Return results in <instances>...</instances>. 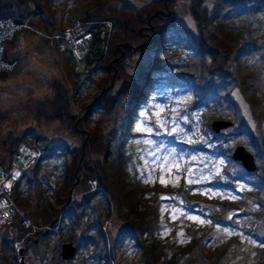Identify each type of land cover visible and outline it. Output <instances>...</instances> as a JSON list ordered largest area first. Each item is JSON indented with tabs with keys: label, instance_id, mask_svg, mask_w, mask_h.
<instances>
[{
	"label": "rangeland",
	"instance_id": "obj_1",
	"mask_svg": "<svg viewBox=\"0 0 264 264\" xmlns=\"http://www.w3.org/2000/svg\"><path fill=\"white\" fill-rule=\"evenodd\" d=\"M106 1L110 0H38L43 11L27 17L9 56L20 70L0 80V90L29 85L40 95L45 92L44 79L57 78L69 88L72 109L80 112L96 94L95 80L102 73H93L77 86L72 85L73 73L82 75L99 56L105 30L103 25L83 23L80 16ZM235 1L224 15V27L220 25L239 43L230 76L202 78L199 59L186 42L190 36L171 32L168 37L174 40L164 42L163 51L154 55L166 63L165 72H152L151 82L141 83L138 99H121L116 113L110 115L87 112L88 125L98 123L109 134V158L119 150L125 160L129 195L122 201L123 208L106 194L95 193L89 207L79 206L78 217L61 212L56 195L63 186L68 149L78 143V137L51 121L41 126L40 141L26 139L32 146L45 144L52 149L51 156L40 161L35 180L28 184L22 180L16 189L26 203L25 208L18 206L34 225L27 228L31 232L23 248L24 264H264V0ZM186 2H179L176 22L192 33ZM73 45L83 49L76 57L70 54ZM152 53V49L145 51L127 62L139 82ZM12 68L7 71L13 73ZM234 86L249 104L253 131L230 94ZM14 96L17 101L23 95ZM8 103L1 101L0 106ZM126 108L130 111L123 120ZM213 119L233 124L214 132ZM236 145L252 154L253 171L232 159ZM89 184L92 187L94 181ZM74 191L77 198L79 193ZM161 194L168 197L160 198ZM128 203L145 211L149 227L141 224L136 230L128 223L122 212ZM234 208L241 212L227 219L226 213ZM44 209L59 212L49 232L40 216ZM6 230L0 228V264H18L15 245L22 240L2 242L10 238ZM63 242L74 246L69 259L60 257Z\"/></svg>",
	"mask_w": 264,
	"mask_h": 264
},
{
	"label": "trees",
	"instance_id": "obj_2",
	"mask_svg": "<svg viewBox=\"0 0 264 264\" xmlns=\"http://www.w3.org/2000/svg\"><path fill=\"white\" fill-rule=\"evenodd\" d=\"M234 1L187 0L185 10L193 23L192 33L176 22L178 4L182 0H147L141 3L134 0H110L98 2L83 11L80 16L83 23L89 21L95 27L98 25L105 27L101 34L103 49L97 58L89 62L90 68L82 75L73 73L72 85L77 86L83 79L100 72L101 76L95 80L96 94L90 102L82 106L80 112H77L71 107L67 93L69 88L57 78H45V92L40 95H35L29 85H13L7 90H0V102H9L6 107L0 106V168H8L18 146L27 138L33 141L42 139L40 131L42 125L57 121L72 135L78 137V143L68 149L70 159L65 165L63 186L56 195V199L61 203L60 211L66 210L68 215L78 217L79 206L85 204L89 207L90 198L95 193L106 194L117 203L119 209L123 208L122 201L129 195L123 167L125 160L119 150H116V156L109 158V134L105 133L98 123L90 127L87 123V112L95 110L100 116L110 115L116 113L121 99L125 98L128 102L138 99L141 83H150L152 72H165L163 67L166 63L154 55L163 51L164 42L174 40L168 37L171 32L190 36L186 42L188 48L199 59L198 73L202 78L206 77L209 81L230 76L233 73L234 57L239 51V43L222 27L224 15L230 3ZM235 2L237 3V0ZM42 8L38 0H0V18L11 17L15 21L26 23L31 15L43 11ZM21 30L15 32L13 37L3 44V58L15 62L13 73L0 70V80L20 70L18 66L15 67L16 60L9 56L15 52ZM24 30L29 32L28 29ZM48 41L45 39V42ZM151 49L153 60L139 82L137 73L128 69L127 62L130 57ZM17 93L23 96L17 101L12 100ZM123 111L125 113L122 119L127 120L130 109L126 108ZM34 147L40 151L38 159L21 173L11 193L13 202L25 217L26 211L21 207L25 208L26 203L16 194V189L22 180L26 184L35 180L41 170L40 161L48 159L52 149L45 144H42V147L38 145ZM92 180L93 188L89 184ZM72 189L79 193L77 198L73 192L71 193ZM137 207L136 203H128L122 210L128 223L136 230L142 226L141 224L145 225L144 228L149 227L145 220L147 214L145 211L137 210ZM58 213V209L51 211L44 209V213L40 214L42 222L49 226L46 232L54 226L53 222L57 220ZM3 226L7 227L6 234L10 238L3 239L2 242L23 239L20 246H26L27 233L30 230L20 225V218L17 215H13Z\"/></svg>",
	"mask_w": 264,
	"mask_h": 264
},
{
	"label": "built area",
	"instance_id": "obj_3",
	"mask_svg": "<svg viewBox=\"0 0 264 264\" xmlns=\"http://www.w3.org/2000/svg\"><path fill=\"white\" fill-rule=\"evenodd\" d=\"M24 26V23L15 21L11 17L0 18V70H10L13 67V61H8L3 58V44L5 41L11 39L14 33L21 30ZM69 36L71 37L70 33ZM81 51H83V49L80 45L78 47H74L73 45L70 54L76 57ZM39 154L40 151L31 144L27 142L21 143L13 154L8 168H0V227L13 215H17L20 218V225L22 227H34L33 224L31 225L29 219L21 214L18 207L13 202L11 191L20 174L37 161ZM46 228H49V226H46ZM21 240L23 241V239ZM19 247V243H16L15 250L18 251Z\"/></svg>",
	"mask_w": 264,
	"mask_h": 264
},
{
	"label": "water",
	"instance_id": "obj_4",
	"mask_svg": "<svg viewBox=\"0 0 264 264\" xmlns=\"http://www.w3.org/2000/svg\"><path fill=\"white\" fill-rule=\"evenodd\" d=\"M230 94L232 96V98L234 99V101L236 102L239 111H240V115L243 118L246 126L248 127V129L250 131L254 130L255 127V123L254 120L251 116V112H250V108H249V104L248 102L243 98L241 92L239 91L237 86H234L231 91ZM233 123L231 121L228 120H223V119H213L210 122V127L212 128V130L214 132H218L219 129H225L229 126H231ZM231 157L234 160H237L240 165L243 167L244 170L251 172L255 169V162L253 159L252 154L247 151L242 145H236L231 153ZM237 191H240L239 186L236 187ZM168 195L165 194H161L160 198H167ZM241 212L240 209L234 208V209H230L227 213H226V218L229 219L230 217L236 216ZM23 248L19 249V255H18V264H24L23 261ZM74 254V246L72 245L71 242H63L60 245V257L61 259H69L73 256ZM147 264H154L152 262H149ZM212 264H216V263H212Z\"/></svg>",
	"mask_w": 264,
	"mask_h": 264
}]
</instances>
